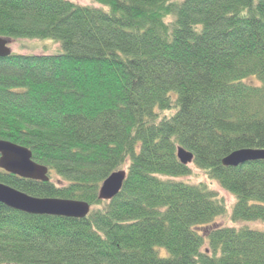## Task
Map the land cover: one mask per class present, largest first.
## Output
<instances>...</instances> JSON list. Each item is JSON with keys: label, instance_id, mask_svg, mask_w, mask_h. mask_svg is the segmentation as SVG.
I'll list each match as a JSON object with an SVG mask.
<instances>
[{"label": "trees", "instance_id": "16d2710c", "mask_svg": "<svg viewBox=\"0 0 264 264\" xmlns=\"http://www.w3.org/2000/svg\"><path fill=\"white\" fill-rule=\"evenodd\" d=\"M96 2L0 0V38L62 49L0 58V140L60 184L2 170L0 184L91 209L74 219L0 204V264H264V231L249 227L264 225V162L221 164L264 150V0ZM178 147L230 209L206 183L178 181L193 176ZM118 171L120 192L98 200Z\"/></svg>", "mask_w": 264, "mask_h": 264}, {"label": "water", "instance_id": "95a60500", "mask_svg": "<svg viewBox=\"0 0 264 264\" xmlns=\"http://www.w3.org/2000/svg\"><path fill=\"white\" fill-rule=\"evenodd\" d=\"M10 55L7 41L0 38V58ZM179 162L186 166L193 162V155L178 147L176 153ZM31 152L26 148L0 140V170L6 174L24 180L47 182L48 169L32 161ZM263 161L264 150L242 149L225 157L224 167L236 168L240 165ZM126 178L125 171L112 173L106 178L98 191V200L109 202L120 192ZM0 204L24 214L84 219L90 213V206L84 202L58 199H37L0 184Z\"/></svg>", "mask_w": 264, "mask_h": 264}, {"label": "rangeland", "instance_id": "374dc122", "mask_svg": "<svg viewBox=\"0 0 264 264\" xmlns=\"http://www.w3.org/2000/svg\"><path fill=\"white\" fill-rule=\"evenodd\" d=\"M71 3H74L79 6H91L94 8H101L99 4L96 2V0H66ZM7 46L11 52L15 54H25V55H32V54H45V55H56L62 53V49L60 45L52 40H40V41H25V40H8ZM192 165H189V168ZM193 170V176L188 178H182L178 179V181L196 185L199 183H206L209 188L216 192L219 197L223 198L227 208L230 209L232 205L234 204V198L230 196L229 194L225 193L222 189H220L217 184L209 182L206 177L199 171L195 170L193 167H191ZM49 180L54 184H60L58 183V180L56 177L52 176L51 174H48L47 176ZM97 209H100L98 207ZM91 210V209H90ZM218 226H225V227H233V225L229 222L228 217L221 218L217 221ZM244 224H238L235 227L240 228ZM250 229L252 230H258V231H264V225H261V223H250L249 225ZM248 227V228H249Z\"/></svg>", "mask_w": 264, "mask_h": 264}]
</instances>
